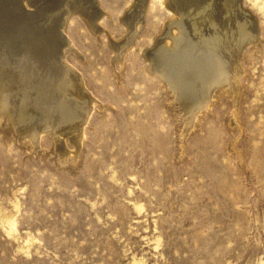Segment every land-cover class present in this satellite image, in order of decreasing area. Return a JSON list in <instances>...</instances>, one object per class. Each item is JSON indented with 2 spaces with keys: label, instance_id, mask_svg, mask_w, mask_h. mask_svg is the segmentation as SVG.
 Listing matches in <instances>:
<instances>
[{
  "label": "rangeland",
  "instance_id": "rangeland-1",
  "mask_svg": "<svg viewBox=\"0 0 264 264\" xmlns=\"http://www.w3.org/2000/svg\"><path fill=\"white\" fill-rule=\"evenodd\" d=\"M30 2L0 0V59L26 61L40 42L57 59L58 8L84 4ZM95 2L104 14L94 26V7L86 6L68 12L65 29L66 59L96 98L80 163L55 160L47 133L27 147L0 132V204L17 201L18 232L36 238L26 255L0 228V264H130L132 256L141 264H264V10L233 0L232 28L258 32L241 52L240 87L214 96L181 137L170 93L144 51L164 31L181 38L167 52L201 50L202 33L172 0ZM136 15L135 43L116 60Z\"/></svg>",
  "mask_w": 264,
  "mask_h": 264
},
{
  "label": "bare ground",
  "instance_id": "bare-ground-1",
  "mask_svg": "<svg viewBox=\"0 0 264 264\" xmlns=\"http://www.w3.org/2000/svg\"><path fill=\"white\" fill-rule=\"evenodd\" d=\"M22 1L25 6L31 3V0ZM172 1L185 18L188 28L193 33H202V46L197 44L201 50H187L188 46L179 53H175V50L167 52L165 46L176 45L181 38L175 32L172 35L164 31L153 40L156 48H149L144 53L149 68L160 76L170 93L180 121L179 135L184 136L194 128L214 96L224 91L237 93L240 87L238 78L243 72L241 52L249 39L258 36V32L249 34V29L245 30L242 25L237 30L232 28L233 0ZM258 1L252 0V4L264 10V0L259 1L262 4ZM64 5L65 8H58L55 18L59 44L57 59L52 60L44 48V42L37 43L36 49L29 51L24 57L27 60L21 63L0 59V132L4 141L11 134L12 138L22 141L27 147L38 146L40 137L47 133L52 139L51 152L55 160L66 163L67 156L71 155L80 163L84 129L96 98L91 95L82 74L66 59V51L72 47V41L65 29L70 11L87 12L85 7L93 6L92 26L100 20L104 11L96 7L95 0H84L83 7H77L78 10L73 9L76 8L73 2ZM141 21L142 16L136 15L127 35L116 43V60L135 43ZM50 36H54V31ZM14 68L16 74L12 72ZM26 75L28 77L25 78ZM50 75H53L50 79L45 77ZM66 138L72 141L73 149L65 147ZM110 177L117 179L114 171ZM128 191L131 192V189ZM133 206L139 210L142 203L134 200ZM18 207L17 201L12 203L14 210L0 204V228L13 239L16 251L28 255L36 238L18 232ZM158 243L159 238L156 237L155 245ZM143 259L132 256L130 264H141Z\"/></svg>",
  "mask_w": 264,
  "mask_h": 264
}]
</instances>
